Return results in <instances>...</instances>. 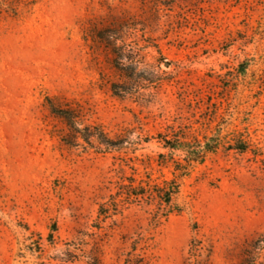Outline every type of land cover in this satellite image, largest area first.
<instances>
[{
  "label": "rangeland",
  "instance_id": "374dc122",
  "mask_svg": "<svg viewBox=\"0 0 264 264\" xmlns=\"http://www.w3.org/2000/svg\"><path fill=\"white\" fill-rule=\"evenodd\" d=\"M60 110L116 146L66 144ZM171 181L167 217L122 202ZM193 244L264 264V0H0V264H194Z\"/></svg>",
  "mask_w": 264,
  "mask_h": 264
},
{
  "label": "trees",
  "instance_id": "16d2710c",
  "mask_svg": "<svg viewBox=\"0 0 264 264\" xmlns=\"http://www.w3.org/2000/svg\"><path fill=\"white\" fill-rule=\"evenodd\" d=\"M30 1L31 3L34 0H25ZM58 114L64 118L66 121L67 126L70 129V140L71 141H64L66 144H75L77 139L81 138L88 146H92L90 141L91 138H95L96 142L100 146H104V148L109 149L116 146V143L111 141L106 137L104 133L98 130V128L93 127L92 130L89 127L79 129L77 127V120L76 117L73 115L71 111L60 110ZM93 131V132H92ZM165 145L169 146L170 149L176 150L181 144L178 141H166L164 140ZM210 150V149H208ZM188 160H199L202 159L201 151L195 152L193 151L192 154H189ZM126 193L125 198L122 202L129 203V204H141L144 203L146 205L154 204L156 205L158 211L161 212V216L167 217L173 209L172 206V199L178 192V185L176 182H164L163 185H138L134 186L132 183L126 186ZM117 203L111 202L110 205L102 204L100 205L99 215L107 217L109 210L113 209L116 210ZM70 246V245H68ZM69 248H67L66 255L68 256ZM190 255L193 259H195L194 264H200L199 261H196L197 256H199V246L198 244H193Z\"/></svg>",
  "mask_w": 264,
  "mask_h": 264
}]
</instances>
